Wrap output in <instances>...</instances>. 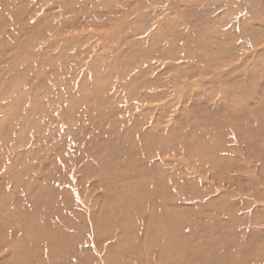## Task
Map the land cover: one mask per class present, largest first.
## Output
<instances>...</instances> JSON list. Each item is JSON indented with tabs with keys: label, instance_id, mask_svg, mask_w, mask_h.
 I'll use <instances>...</instances> for the list:
<instances>
[{
	"label": "rangeland",
	"instance_id": "rangeland-1",
	"mask_svg": "<svg viewBox=\"0 0 264 264\" xmlns=\"http://www.w3.org/2000/svg\"><path fill=\"white\" fill-rule=\"evenodd\" d=\"M0 264H264V0H0Z\"/></svg>",
	"mask_w": 264,
	"mask_h": 264
}]
</instances>
